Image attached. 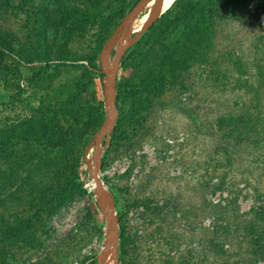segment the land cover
Here are the masks:
<instances>
[{
    "label": "rangeland",
    "instance_id": "1",
    "mask_svg": "<svg viewBox=\"0 0 264 264\" xmlns=\"http://www.w3.org/2000/svg\"><path fill=\"white\" fill-rule=\"evenodd\" d=\"M133 2L128 0L130 8ZM237 2L220 10L218 52L227 55L225 63L216 66L214 55L205 62L210 66L195 65L186 93L176 89L179 81L141 113L140 126L125 121L119 129L126 130V143L118 121L122 111L132 116V105L118 100L100 171L116 215V264H264V130L255 129L264 120V0ZM28 9L22 0H0V34L17 50L29 45ZM140 36L128 42L123 59ZM117 52L104 61L101 55L99 73L106 75ZM14 65L0 51V66L11 71L0 73V118L22 120L43 93L29 83L37 67L21 66L13 77ZM62 74L59 80L70 77ZM196 82L202 89L196 90ZM203 89L217 91L223 101L203 104ZM78 145L69 150L64 169L76 193L36 242L13 250L8 264H98L106 220L87 188L95 143L84 156Z\"/></svg>",
    "mask_w": 264,
    "mask_h": 264
},
{
    "label": "trees",
    "instance_id": "2",
    "mask_svg": "<svg viewBox=\"0 0 264 264\" xmlns=\"http://www.w3.org/2000/svg\"><path fill=\"white\" fill-rule=\"evenodd\" d=\"M234 2L237 0H176L132 45L118 74L117 99L124 105L130 101L133 113L131 116L120 107V140L126 143L127 132L119 126L125 121L131 127L140 126L141 113L177 82L181 84L176 89L186 93V81L195 65L210 66L205 62L214 55L219 59L216 66L225 63L227 55L218 52L223 22L220 10L231 8ZM22 4L29 7L25 26L29 45L20 44L22 48L17 50L12 40L0 34V51L15 64L11 66L13 77L21 66L37 67V77L31 76L29 83L43 94L37 98L38 106L22 120L0 118V264H8L13 250L36 242L48 220L76 193L77 186L64 178L67 156L78 143L84 156V149L95 143L106 121V75L98 72L102 50L133 8L128 0H22ZM240 58L241 63L249 61ZM62 71L70 77L59 80ZM1 72L11 75L6 66H0ZM2 81L7 84L5 76ZM199 87L196 82V90L202 89ZM202 93L203 104L222 100L212 89ZM260 127L264 130L263 119L255 129ZM120 238L123 248V226Z\"/></svg>",
    "mask_w": 264,
    "mask_h": 264
},
{
    "label": "water",
    "instance_id": "3",
    "mask_svg": "<svg viewBox=\"0 0 264 264\" xmlns=\"http://www.w3.org/2000/svg\"><path fill=\"white\" fill-rule=\"evenodd\" d=\"M150 1L151 0H138V2L133 6L130 12H128L127 15L123 18V20L115 29V31L112 33V35L110 36V38L108 39V41L106 42L103 48L102 51L103 61L108 57L111 46L114 43V41L117 39V37L121 35L122 40L125 39V36L127 34L131 22ZM123 54H124V49L122 47L116 53L115 60L111 68L106 69L105 71L106 77H105L104 85H105V96L107 99L106 101L107 118L105 123L99 130V132L96 134L93 161L92 160L88 161V165L93 168V176L95 177L100 190L104 194V199L101 200L99 204L102 214L106 218V227H105L106 246L98 257V264H104L103 258L105 254L112 247L111 236L114 232V223L112 222V218L110 217V212L112 210V201L109 191L104 187V184L100 177V171H101L102 152L104 147L103 146L104 138L114 126L118 115L117 82H118L119 69L121 67V63L123 59Z\"/></svg>",
    "mask_w": 264,
    "mask_h": 264
},
{
    "label": "bare ground",
    "instance_id": "4",
    "mask_svg": "<svg viewBox=\"0 0 264 264\" xmlns=\"http://www.w3.org/2000/svg\"><path fill=\"white\" fill-rule=\"evenodd\" d=\"M175 1L176 0H151L131 22L127 34L125 36V39L122 40L121 35H119L112 44L110 51L114 49L120 50L122 47L124 50H126L128 48V42L131 39H135L136 37L140 36L143 32H145L155 20H157L163 13H165L167 10L171 8V6H173ZM104 187L106 188L105 184ZM87 188L88 191L93 194L95 199L100 201L104 199V194L100 190L98 183L95 177L93 176V168H92L91 180L87 184ZM110 217L112 218V222L114 223V232L111 236L112 247L105 254L103 258L104 264H116L117 262L116 252H117L118 234L116 227V215L114 210H111ZM105 246H106V237L104 239L103 244H100L101 252L105 249Z\"/></svg>",
    "mask_w": 264,
    "mask_h": 264
}]
</instances>
